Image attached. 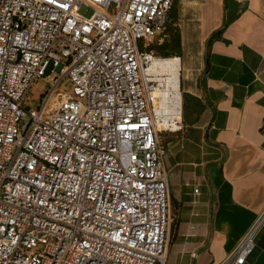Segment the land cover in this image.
<instances>
[{
  "label": "built area",
  "instance_id": "built-area-1",
  "mask_svg": "<svg viewBox=\"0 0 264 264\" xmlns=\"http://www.w3.org/2000/svg\"><path fill=\"white\" fill-rule=\"evenodd\" d=\"M174 1L0 0V264L167 263V147L149 68ZM171 115L164 131L176 132ZM263 224L224 264L247 261Z\"/></svg>",
  "mask_w": 264,
  "mask_h": 264
},
{
  "label": "crops",
  "instance_id": "crops-1",
  "mask_svg": "<svg viewBox=\"0 0 264 264\" xmlns=\"http://www.w3.org/2000/svg\"><path fill=\"white\" fill-rule=\"evenodd\" d=\"M168 26L182 113L162 138L166 264H224L264 215V0H175ZM244 264H264V224Z\"/></svg>",
  "mask_w": 264,
  "mask_h": 264
},
{
  "label": "bare ground",
  "instance_id": "bare-ground-1",
  "mask_svg": "<svg viewBox=\"0 0 264 264\" xmlns=\"http://www.w3.org/2000/svg\"><path fill=\"white\" fill-rule=\"evenodd\" d=\"M179 64V59L174 57H157L156 55H154L152 58V62L149 68L150 73L154 76H165L164 78H160V80L163 81V88L162 85H160V88L156 92L157 96L159 97L157 102L159 103L158 106L156 103L157 114H159L160 112H164L168 107L166 103L169 102V100H172L173 105L177 107V116H181Z\"/></svg>",
  "mask_w": 264,
  "mask_h": 264
},
{
  "label": "rangeland",
  "instance_id": "rangeland-1",
  "mask_svg": "<svg viewBox=\"0 0 264 264\" xmlns=\"http://www.w3.org/2000/svg\"><path fill=\"white\" fill-rule=\"evenodd\" d=\"M81 12L84 13L85 15H88V16H90L92 14V10L87 9V8H82ZM167 28L169 29V26ZM168 29L166 30V33H167ZM168 39H169V36L167 33V36L164 38V40H162V41L156 40V39L154 40L153 45H163L164 46V44L166 43L162 52L155 50V55L157 57H174V56H177L175 54V51H174L175 49L173 47V41H167ZM145 42H146L145 40H141V45L144 44ZM174 58H177V57H174ZM154 77L157 81H159V83L162 85V88H163V81H161L160 78L161 77L164 78L165 76H154ZM47 87H48V82L45 81L44 79H40L39 81H37V83L33 86L32 90H31V92L27 98V101H26L27 102L26 104H27L29 109H38L37 103L40 101V99L44 95ZM158 104L159 103H157V106H158ZM166 105L168 106L167 109L164 112H160L158 114L159 115L158 129L163 130L162 132H160L161 138L164 137L165 132H167V133L170 132V131H164V128L167 126V123H168V125L170 123H173V121H171V117H172L171 114L178 115L176 112L177 107H175L173 105L172 100H169V102H167ZM171 106H173V107H171ZM164 142H165V140H164Z\"/></svg>",
  "mask_w": 264,
  "mask_h": 264
},
{
  "label": "trees",
  "instance_id": "trees-1",
  "mask_svg": "<svg viewBox=\"0 0 264 264\" xmlns=\"http://www.w3.org/2000/svg\"><path fill=\"white\" fill-rule=\"evenodd\" d=\"M163 47H164L163 45H152L150 48L162 52Z\"/></svg>",
  "mask_w": 264,
  "mask_h": 264
}]
</instances>
